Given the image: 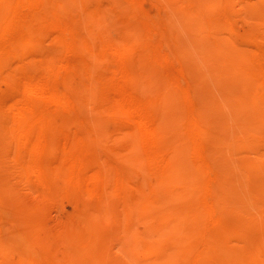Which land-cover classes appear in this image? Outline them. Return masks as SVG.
<instances>
[{
	"label": "bare ground",
	"instance_id": "6f19581e",
	"mask_svg": "<svg viewBox=\"0 0 264 264\" xmlns=\"http://www.w3.org/2000/svg\"><path fill=\"white\" fill-rule=\"evenodd\" d=\"M0 264H264V0H0Z\"/></svg>",
	"mask_w": 264,
	"mask_h": 264
},
{
	"label": "rangeland",
	"instance_id": "374dc122",
	"mask_svg": "<svg viewBox=\"0 0 264 264\" xmlns=\"http://www.w3.org/2000/svg\"><path fill=\"white\" fill-rule=\"evenodd\" d=\"M147 5H148V6H147ZM144 6H145V7H144L145 9L148 8L147 10H149L151 13H153V10H154V9L151 7L150 2H149V3H148V2L144 3ZM146 7H147V8H146ZM112 36H114V34H113Z\"/></svg>",
	"mask_w": 264,
	"mask_h": 264
}]
</instances>
